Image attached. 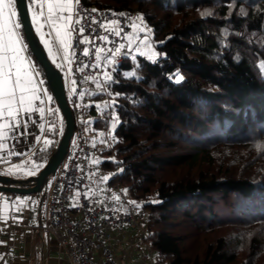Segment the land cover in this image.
Wrapping results in <instances>:
<instances>
[{
	"label": "trees",
	"instance_id": "obj_1",
	"mask_svg": "<svg viewBox=\"0 0 264 264\" xmlns=\"http://www.w3.org/2000/svg\"><path fill=\"white\" fill-rule=\"evenodd\" d=\"M82 1L141 15L158 44L155 63L138 55L111 74L120 121L113 147L104 150L115 159L102 161L122 167L111 181L123 183L147 210L146 240L156 261L250 264L238 262L225 236L198 249L191 240L217 220L237 221L241 213L264 218V179L212 170L215 146L264 138V0ZM178 70L180 83L169 78ZM50 123L51 143L35 153L45 163L59 140L57 107ZM183 220L198 231H180Z\"/></svg>",
	"mask_w": 264,
	"mask_h": 264
},
{
	"label": "built area",
	"instance_id": "obj_2",
	"mask_svg": "<svg viewBox=\"0 0 264 264\" xmlns=\"http://www.w3.org/2000/svg\"><path fill=\"white\" fill-rule=\"evenodd\" d=\"M76 3L77 0L74 6ZM78 3L82 15L86 18L81 20L80 25L73 26L77 29L83 26L89 30L82 35L78 31L73 33V55L70 65L72 80H68L67 83L64 79L67 98L76 117V129L63 161L44 188L48 204L46 229L55 233L63 245L68 243L65 247L70 264H118L112 244L114 241L112 230H123L128 225L139 228L140 224L135 205L130 203L131 200L123 194L120 181L117 185L120 193L125 197L124 202L127 208L100 203L91 199V194L88 195V192L92 191L88 186L89 165L87 163L94 147L85 136L81 125L82 118L78 117L79 100L85 80H96L105 87V78L114 72L118 64L141 55V44L146 36L145 42L148 44L155 40L146 28L144 31H134L136 28L133 24L139 25L141 22L128 11L90 6L82 0H78ZM93 9L96 11L93 12ZM92 17H95L99 23L91 24ZM75 19L74 7L73 20ZM110 21H118V23L111 24ZM101 24L104 27H101ZM113 29L120 31V35L117 36ZM85 36L88 37L89 42H77L82 41ZM105 36L107 40L98 38ZM85 48L89 50L87 56L83 54ZM116 48L121 49L120 53H115ZM108 62L112 64L109 65ZM63 128L62 122L59 136ZM104 134L108 142L96 146L99 155L113 147L108 131L106 133L102 131L99 138ZM111 156L115 157V154Z\"/></svg>",
	"mask_w": 264,
	"mask_h": 264
},
{
	"label": "crops",
	"instance_id": "obj_3",
	"mask_svg": "<svg viewBox=\"0 0 264 264\" xmlns=\"http://www.w3.org/2000/svg\"><path fill=\"white\" fill-rule=\"evenodd\" d=\"M75 2L76 0H73L74 4ZM46 14L47 10L45 8ZM49 31L50 29L47 26L43 30L44 33ZM51 41L55 53L59 47L55 32H52ZM25 43L28 45L26 38ZM68 53L71 58L73 50L69 48ZM24 55L30 58L35 71L39 73L34 75V83H36L39 90L40 99L33 101L34 108L32 112L18 114L16 117L19 120L18 127L15 121H12L11 127L0 128V144L4 145L0 148V172L5 173L8 169H12L13 175L19 177L29 176L26 173L29 170H34L36 165L40 166L39 170L45 165L44 160L37 158L35 153L48 144L45 143V140L50 141L47 131L51 125V114L57 107L45 74L36 63L29 45ZM58 59L59 56L55 57L56 64ZM41 80L44 81L43 84H39ZM43 89H48V95L53 97L51 101L44 96ZM40 108L44 109L43 113L38 111ZM4 119L10 118L0 119V124L3 123ZM62 122L61 116L60 126ZM13 166L18 167L14 168ZM121 186L124 194L126 188L123 183H121ZM36 193L23 194L0 191V264H70L65 247L68 243L63 245L55 233L46 229L47 194L44 190L39 194ZM93 196L94 193L91 192V199L107 205L127 208L125 202H122L120 198L114 199L106 195L99 199ZM139 224V228L128 225L123 230H112L114 235L112 244L117 261L120 264H140L149 257H151L152 262L156 260L154 251L146 240L147 227L145 228L141 223ZM142 242H146V251L151 253L148 256L143 254L144 252L140 248ZM96 256L100 259L98 255Z\"/></svg>",
	"mask_w": 264,
	"mask_h": 264
},
{
	"label": "rangeland",
	"instance_id": "obj_4",
	"mask_svg": "<svg viewBox=\"0 0 264 264\" xmlns=\"http://www.w3.org/2000/svg\"><path fill=\"white\" fill-rule=\"evenodd\" d=\"M135 16L137 19V17L141 15ZM143 23L144 25H138L139 28H146L147 32L148 29H150L151 31L148 33L153 35L152 29L146 22H144V19ZM139 28H136L134 31H138ZM147 45H151L150 50L148 49ZM157 46L158 44H156L155 41L150 42V44L143 41L141 44V51L146 53L144 55L146 57L152 54H155L156 57L159 54ZM71 58L70 60H65L63 56L60 55L57 61V64L63 65V67L60 68L67 83L68 80H72V74L70 73ZM108 63L109 65L112 64V62ZM111 77L112 75L109 74L105 78V87L96 80L87 79L83 82L84 89L79 100L80 112L78 117L82 118L81 125L84 129L85 136L94 147L92 156L89 158L87 163L89 165V190L94 193L96 198L100 199V197L106 195L111 197L116 196L119 197L122 202H124L125 197L120 193L117 182L111 181V178L117 172L121 171L122 167L120 165L109 168L105 167L102 164V161L107 158L114 160L115 157H110L105 153L99 155L96 150V146L98 144L103 145L105 142H108V138H106L105 134L99 138V135H101L102 131L105 133L108 131L112 139V144H114L116 140V129L120 121L115 106V96L109 86ZM247 142L248 143L246 144H239V146L234 147L225 144H221L219 147L215 146L213 151L217 158L214 157L216 163L213 164L212 170H224L226 168L231 170L235 169L239 170V174L252 175L254 178L263 180L264 148L258 149L257 145L264 146V138L259 140L253 139ZM223 157H225L226 160L219 163ZM104 177L109 178L105 180L103 179ZM36 194H39V192ZM90 194L91 192H88V195ZM124 194L127 198L136 202L134 205L138 221L146 228L147 210L141 206V203L138 200L130 196L127 189H124ZM137 204L139 207H137ZM183 222L181 223L182 226L180 231L182 230L183 233H187L186 235L198 231V228L192 225L191 222H185L184 220ZM200 231L201 232H199L197 235V240H194V238L191 240L192 247L198 249V246L200 248L202 241L213 240L217 236H225L232 249L237 251L238 262L244 261L250 264H264V218H256L251 215L241 213V217L237 221H229L227 219H222L221 221L217 220L211 226L208 225L200 228ZM253 240L256 241V244L259 242L255 247L252 246L254 242ZM146 246V242H142L140 248L143 250V254L148 256L150 251H146ZM151 260V257H149L148 259L143 260V262L140 264H164V262H157L156 260L152 262ZM118 264L120 263L118 262Z\"/></svg>",
	"mask_w": 264,
	"mask_h": 264
},
{
	"label": "snow or ice",
	"instance_id": "obj_5",
	"mask_svg": "<svg viewBox=\"0 0 264 264\" xmlns=\"http://www.w3.org/2000/svg\"><path fill=\"white\" fill-rule=\"evenodd\" d=\"M18 6L25 7V0H0V119L5 117L10 119H4L3 123L0 124V128L11 127V122L15 121L16 126H19V120L16 119L19 113H30L33 111V101L40 99L38 94L39 90L36 83H34V75L39 73L35 71L34 65L32 64L29 57L24 54L28 49V45L25 43V35L22 32V28L25 27L23 22L20 20V12H18ZM75 7V21L73 20ZM45 8L47 14L45 15ZM27 10L31 13V24L35 28L38 35H40L41 43L44 44L48 50L49 57L53 58L55 63V57L62 55L65 60H70L68 49L72 47L71 41L74 32H79L81 35L89 29L81 26L78 29L73 25H80L81 20L85 19L79 9V3L77 0L74 6L73 0H28ZM93 12L96 10L93 9ZM243 9L241 12L243 13ZM67 13V15H65ZM120 15H124L120 13ZM202 16L210 15L209 12L205 11L201 13ZM141 24H143V17L138 16ZM99 21L95 17L91 18V24H98ZM111 24H117L118 21H110ZM50 29L49 32L44 33L45 27ZM104 27L103 24L100 25ZM134 28H139L138 25L133 24ZM140 31H144V28H139ZM115 31L117 36L120 35V31ZM151 30L148 29V32ZM52 32H55L56 39L58 40L59 47L54 53L52 48L51 36ZM48 37V38H46ZM99 39L107 40L105 37H98ZM147 36L145 37V41ZM78 43H86L88 37H84L82 41L78 40ZM123 47V45H121ZM148 49H151V45H147ZM121 49L116 48L115 53H120ZM85 56L89 55V50L85 48L83 50ZM145 52H141V55H145ZM126 55V53H125ZM148 59L153 63L156 62L155 54L148 55ZM238 59V57H237ZM57 67H63L61 64H57ZM260 69L264 72V62L260 64ZM126 77L135 76V72L124 73ZM110 78V77H109ZM170 79H174L176 83H180L184 80V77L180 74L179 70L175 72ZM139 79V77H137ZM44 81H39V84H43ZM75 83V81H73ZM44 96L49 101L53 99L51 95H48V89H43ZM107 106V105H106ZM99 107V106H98ZM43 113L44 109H38ZM43 127V126H41ZM45 143H51L45 140ZM4 145L0 144V148ZM258 149L264 148V146L257 145ZM18 167V166H13ZM39 165L35 166L34 170H29L26 175H35L36 171L39 170ZM122 171V170H121ZM5 175H13L12 169H8ZM109 177H104L107 180ZM126 192V190H125ZM114 199L119 197L114 196ZM157 202V201H153ZM23 203V201H21ZM130 203L136 204L135 201ZM137 207L139 205L137 204Z\"/></svg>",
	"mask_w": 264,
	"mask_h": 264
},
{
	"label": "water",
	"instance_id": "obj_6",
	"mask_svg": "<svg viewBox=\"0 0 264 264\" xmlns=\"http://www.w3.org/2000/svg\"><path fill=\"white\" fill-rule=\"evenodd\" d=\"M28 0H25V7L18 6L20 20L23 22L24 35L33 55L37 58L45 74L48 85L52 91L54 100L61 113L64 128L59 140L45 165L38 173L31 176L19 177L5 175L0 172V191L13 193H34L41 192L48 184L50 178L56 173L70 145L72 136L76 129V117L68 101L64 75L60 67L49 57L48 50L41 43L40 35L31 24V13L27 10Z\"/></svg>",
	"mask_w": 264,
	"mask_h": 264
},
{
	"label": "bare ground",
	"instance_id": "obj_7",
	"mask_svg": "<svg viewBox=\"0 0 264 264\" xmlns=\"http://www.w3.org/2000/svg\"><path fill=\"white\" fill-rule=\"evenodd\" d=\"M139 237V236H138Z\"/></svg>",
	"mask_w": 264,
	"mask_h": 264
}]
</instances>
